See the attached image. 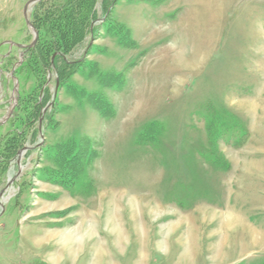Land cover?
Wrapping results in <instances>:
<instances>
[{
	"label": "rangeland",
	"instance_id": "rangeland-1",
	"mask_svg": "<svg viewBox=\"0 0 264 264\" xmlns=\"http://www.w3.org/2000/svg\"><path fill=\"white\" fill-rule=\"evenodd\" d=\"M28 1L0 0V264H264V0H96L88 30L75 2L60 88Z\"/></svg>",
	"mask_w": 264,
	"mask_h": 264
},
{
	"label": "trees",
	"instance_id": "trees-1",
	"mask_svg": "<svg viewBox=\"0 0 264 264\" xmlns=\"http://www.w3.org/2000/svg\"><path fill=\"white\" fill-rule=\"evenodd\" d=\"M110 1L112 2V0ZM67 2H69L68 5H66L65 2V4L59 5L52 10H46L45 20H41V28H39L35 23H32L39 35L36 47L39 46L40 50L43 51L42 55H40V51L38 52L39 56H36V63L42 60V66H40L46 70V74L50 72L51 69L56 72L58 88L63 86L69 77L75 73L81 65V61H67L65 59V56L70 48L78 43V40L75 39L81 35V24L78 23L77 20L72 19V5H74L75 2L79 3V7L81 9V12L79 9V16L81 17V22H84L83 26L85 28L87 27V30L89 29V26L92 25V23L96 22V20L90 16L92 12L91 10L96 3V0H67ZM101 9L104 11V13H106L110 9V6H108L107 3L104 7L102 6ZM65 14L69 16L65 17ZM89 17L91 20H89ZM68 28H70L69 32ZM61 30L62 32L65 31L66 36L68 37L67 42L64 41L65 37H63V34H61ZM115 33L118 34L117 31ZM41 38L42 40H45L44 43L42 42ZM29 51L34 50L30 49L28 52ZM44 55L46 56V62L44 61ZM50 98L51 96L49 95L48 90H46L44 97L39 103L35 105L33 109V122H36L38 119H40L42 110L47 104L50 103ZM49 116L50 114L48 115V118ZM44 119L46 120V114L44 115ZM20 137L21 136L16 134L14 137L7 139L3 145L0 146V174L1 172L4 174L6 173L10 162L16 156L18 150L22 148L18 144ZM79 146L80 143L75 144L74 142L70 141L64 142L56 149L53 159L57 160V164H59V166L63 165V161L65 165L71 166V164H75L74 162H76L73 160H75L78 156ZM56 178H59V176H56Z\"/></svg>",
	"mask_w": 264,
	"mask_h": 264
},
{
	"label": "water",
	"instance_id": "water-1",
	"mask_svg": "<svg viewBox=\"0 0 264 264\" xmlns=\"http://www.w3.org/2000/svg\"><path fill=\"white\" fill-rule=\"evenodd\" d=\"M40 1H42V0H30V1H28V2L24 5L23 11H22V16H23L24 22H25L26 26H27L29 29H31L32 34H33V41H32L31 44L28 45L25 49H31L32 47H34V45L36 44L37 38H38V34H37L36 30L33 28V26L31 25V23L28 21V18H27V10H28V8H29L31 5H33V4H35V3H38V2H40ZM6 43H8V44H10V45H13L12 43H9V42H4L3 44H6ZM15 46L18 47V48H23V49H24V47H22V46H20V45H15Z\"/></svg>",
	"mask_w": 264,
	"mask_h": 264
},
{
	"label": "bare ground",
	"instance_id": "bare-ground-1",
	"mask_svg": "<svg viewBox=\"0 0 264 264\" xmlns=\"http://www.w3.org/2000/svg\"><path fill=\"white\" fill-rule=\"evenodd\" d=\"M105 220H106V219H105ZM105 222H106V221H105ZM108 224H110V223H109V220H108L107 225H108ZM110 231H111V230H110ZM82 232H83V231H82ZM82 232H81V234H82ZM46 238H48V239H46V240H49V235H47ZM50 239H51V238H50ZM46 242H47V241H46ZM75 244H76V241H75V240H71V239H69V238H68V241H67V242H63V246H64V247H66V246H67V247H68V246L70 247L71 245L73 246V245H75ZM55 261H56V260H55Z\"/></svg>",
	"mask_w": 264,
	"mask_h": 264
}]
</instances>
